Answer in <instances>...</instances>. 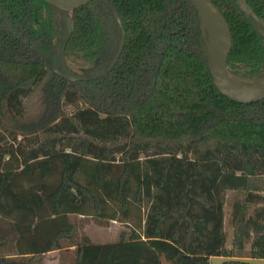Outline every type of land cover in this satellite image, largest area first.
<instances>
[{"label": "trees", "instance_id": "trees-1", "mask_svg": "<svg viewBox=\"0 0 264 264\" xmlns=\"http://www.w3.org/2000/svg\"><path fill=\"white\" fill-rule=\"evenodd\" d=\"M243 1L263 23L235 0H211L231 34L228 71L253 79L264 72V0ZM54 10L0 0V264H41L51 252L60 264L264 261V100L237 104L214 88L196 8L93 0L70 13L59 58ZM115 15L124 43L109 69L97 62L111 35L117 50ZM61 59L95 73L69 83L48 68L64 74ZM230 192L241 198L227 248ZM110 222L129 233L105 244L81 233Z\"/></svg>", "mask_w": 264, "mask_h": 264}, {"label": "water", "instance_id": "water-1", "mask_svg": "<svg viewBox=\"0 0 264 264\" xmlns=\"http://www.w3.org/2000/svg\"><path fill=\"white\" fill-rule=\"evenodd\" d=\"M54 7L56 10L73 13L74 11L87 6L93 0H39ZM190 2L197 10L200 17V29L202 31V38L206 43V58H207V74L214 86V88L226 99L237 104H253L264 100V85L256 82L255 88L249 93H244L233 83L231 74L227 69V60L231 51V34L228 25L223 15L212 4L211 0H186ZM237 6L247 16H250L255 21L263 23L252 10L244 3L243 0H235ZM117 26L120 31V38L117 45L116 53L109 65L111 69L117 62L124 43V30L121 25L120 19L117 15L114 16ZM35 53L39 54L42 59L46 56L42 54L37 45H34ZM49 70L60 77L61 79L69 82H87L90 80L85 75L72 76L62 74L53 67H48ZM108 69V70H109ZM239 78V77H236ZM259 81V80H257ZM241 84V83H240ZM245 85V84H242ZM250 85V84H247Z\"/></svg>", "mask_w": 264, "mask_h": 264}, {"label": "rangeland", "instance_id": "rangeland-1", "mask_svg": "<svg viewBox=\"0 0 264 264\" xmlns=\"http://www.w3.org/2000/svg\"><path fill=\"white\" fill-rule=\"evenodd\" d=\"M52 22H53V39L51 42V49L56 55V57L59 58L60 53H61L60 43L68 36V34L70 33L72 29V15L68 12L54 10L52 12ZM115 44H116V41L111 35V39L109 41V44L107 45V48L103 54V57L97 63L110 65L114 57V54L116 53V52L114 53ZM58 64L60 65L61 71H63L64 74H67V75L82 76V75H86L87 73H90V74L95 73L93 69L95 65H89V64H84V63H71L63 59H61L60 63L58 62ZM49 67H53V66L49 65ZM53 68L56 69L55 67ZM238 79L240 80L241 84H245V85L256 84V82L261 84L264 82V72H262L260 76L254 77L253 79L252 78H238ZM239 198H241L240 194H235V193L230 192L227 195V204L224 208L227 248H229L231 245V235H232V229L229 223L231 203L235 199H239ZM83 224H85V222H83ZM124 228L126 227L123 224L116 223V222H110L106 226H98L94 223H89L81 229V233L84 234L92 243L105 244V243H111V242L118 241L121 234L124 233L123 232ZM60 255L63 257V261H66V262H68V260H70L71 258L70 251H67V252L64 251L60 253ZM8 258L14 259V260L21 259V258L20 259L14 258L13 256L11 257L9 256ZM44 260H45V257H43L41 264H43ZM225 261H228V260L224 258H220V257H213L210 259V264H223Z\"/></svg>", "mask_w": 264, "mask_h": 264}, {"label": "crops", "instance_id": "crops-1", "mask_svg": "<svg viewBox=\"0 0 264 264\" xmlns=\"http://www.w3.org/2000/svg\"><path fill=\"white\" fill-rule=\"evenodd\" d=\"M123 232L128 234L129 233V229L128 228H124ZM44 257H45V260H44L43 264H60V256L58 255V252L48 253ZM225 262H227V261H225ZM250 262L252 264H264L263 260H253V261H250ZM64 263H66V262H64Z\"/></svg>", "mask_w": 264, "mask_h": 264}, {"label": "bare ground", "instance_id": "bare-ground-1", "mask_svg": "<svg viewBox=\"0 0 264 264\" xmlns=\"http://www.w3.org/2000/svg\"><path fill=\"white\" fill-rule=\"evenodd\" d=\"M231 80L239 88V90L243 91L244 93H249L255 89L253 86L256 84L242 85L240 84V80L234 76L231 77ZM260 85H264V82L261 83Z\"/></svg>", "mask_w": 264, "mask_h": 264}]
</instances>
